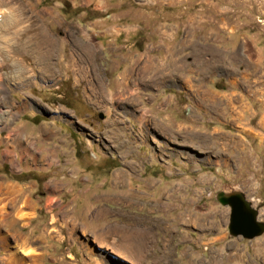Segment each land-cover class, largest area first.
<instances>
[{
    "label": "rangeland",
    "instance_id": "obj_1",
    "mask_svg": "<svg viewBox=\"0 0 264 264\" xmlns=\"http://www.w3.org/2000/svg\"><path fill=\"white\" fill-rule=\"evenodd\" d=\"M2 6L18 25L0 21V177L21 186L34 206L16 228L44 253L43 264H264V232L230 236L229 207L216 199L241 192L264 222V0ZM41 21L63 40L62 64L50 77L33 36ZM26 24L32 30L23 34ZM8 56L27 71L11 70ZM143 109L183 129L169 136L138 120ZM18 139L11 151L6 144ZM22 147L30 157H19ZM42 147L51 150L43 158ZM52 182L59 189L46 186ZM49 199L75 218L73 232L60 217L51 222L57 209ZM86 206L107 209L89 228ZM117 223L146 230L147 262L114 250ZM93 230L108 234L94 238ZM4 255L0 246V264Z\"/></svg>",
    "mask_w": 264,
    "mask_h": 264
},
{
    "label": "bare ground",
    "instance_id": "obj_2",
    "mask_svg": "<svg viewBox=\"0 0 264 264\" xmlns=\"http://www.w3.org/2000/svg\"><path fill=\"white\" fill-rule=\"evenodd\" d=\"M26 4L30 7L31 6L34 7V4L31 1H26ZM2 5H3V0H0V21L2 23H8V27L10 26L11 28L18 25L13 14L9 11L7 14V12H5L7 10L5 8H3ZM39 12H40V15H45V14L51 15V12L47 11V10H42ZM39 26H41V27H39ZM37 27H38V30L35 34H33V36L39 37L40 38L39 41L42 44V47H44V52L41 55V64H42V69L45 70L44 71L46 73L45 75L50 77L51 75L56 73L55 67L59 68L62 64V58H61L62 56L59 53V50H60V45L63 43V40H62V38H57L56 36H53V34H50L47 31V28L45 27V24L42 21H41V24L38 25ZM22 30H23V34H26V33L31 32L32 29L29 28V25L27 26V24H26L24 26V29H22ZM70 33H72V30ZM73 34H74V32H73ZM78 45L79 44L77 43V40H75V38H74L73 39L74 49L79 47ZM21 47L23 49H25L26 47H29V44L24 43ZM17 49H19V47ZM71 54H72V52H71ZM10 56H8V57H10ZM5 58L8 59L7 57H5ZM8 60L10 62L9 66L11 67V70H13L14 72L21 74V73H25L27 71V67L23 64L22 61L15 59V58H12V57H10ZM77 60H76V57H74V66H76V64L78 63ZM89 60H90V58H89ZM0 63L5 64V59L0 60ZM148 66H149V68H151L152 64L149 63V65H147V67ZM53 68H54V70H53ZM153 68L156 70V69H159L160 66L154 65ZM4 69H6V68L4 67ZM147 69L148 68H142V70L139 72V74H143L144 72H146ZM130 71H132V69L127 68V70H125L123 75L124 76L128 75ZM20 74H19V76H20ZM140 77H142V76H140ZM165 101H167V100H165ZM163 102H164V100H163ZM152 116L148 115V110L143 109L142 112H140V116L138 117V120L140 119V121H142V119H145L144 122L146 123V120L148 119V121H150V123L152 122L157 128H159V131L161 130L162 132H164L165 134H167L169 136H173L174 134L179 133L183 129V128L181 129L179 126L176 128L174 127V129H172V126H171L168 118L161 120L159 118H156V116H155V118ZM5 120H6V118H5ZM1 122H2V114L0 113V123ZM154 125H153V127H154ZM21 129L27 130L28 132L31 133V131L27 127H21ZM168 129L171 132L168 131ZM184 132L186 134L184 137V140L190 141L192 139L190 137L191 133L188 131V129H185ZM15 140L12 141V143L9 142L8 144H6L7 147H11V149H10L11 151L12 150L14 151V148H15L14 145L19 147L22 144L19 139L17 141H15ZM202 141L204 143H206L205 139H202ZM50 152H51V150L49 148H46V147L39 148V153H40L41 158L48 156ZM8 155H9V153H8ZM22 155H24V156L27 155L28 157H30L26 147H22L20 149V156L19 157L23 158ZM28 157L25 158L26 163L28 162L27 161ZM9 158H10V155H9ZM116 174L119 175V173H116ZM0 179H1V177H0ZM60 185L61 184L58 182H52V183L46 184V186H51L53 189L58 188ZM168 195H169V192H168ZM50 200L52 203L53 202L55 203L54 207L57 209L55 212L56 214L52 215V217H51L52 218L51 222L54 223L57 219L56 216H59L65 224L69 225L70 231L73 232L75 227H76L75 218L70 215L71 214L70 212L68 213V209L66 208V206L61 207L60 206L61 203H58L56 200L53 201L52 199H49L48 202H50ZM33 207L34 206H33L32 202L24 194L21 186L14 184V183H11L9 181H6L3 178L0 180V246L3 249V251H5L4 257L1 258L2 264H43L44 260H43V257L41 255H43L44 253L40 254L39 252H36L33 249H31L30 244L32 243V241H31L30 237L28 235H23L16 228V224L19 221L27 220L30 218V216L32 214L31 211H32ZM88 208L89 207L86 206L84 211L81 212L82 215H84L86 217L85 228L91 227V225H92L91 223L93 222V218L96 214H101L103 212L107 213L106 212L107 209L103 206L92 208L91 210H89ZM90 217H92V218H90ZM191 217H192L191 218L192 222H194L195 221L194 219L196 218V214H192ZM26 223H27V221H26ZM26 223L23 224V226L28 224V223L27 224ZM116 232L119 233L120 236H122L120 238L125 239V241L128 239L133 240V244L132 243H125V244L123 243L124 244L123 248L129 250L130 252L133 250L139 256L138 258H139L140 262L145 263L148 261L147 260L148 254L145 251V249H146L145 247L147 246V242H146V239L144 236L147 233L146 230L143 231L141 229V227H139V226L134 227L133 225L124 223L121 226L120 225L117 226ZM98 233L99 232L93 230L92 234H93L94 238H103L104 234L105 235L108 234V232H104V233L100 232V234H98ZM69 234H70V232H69ZM43 235H44V231L41 233V237H43ZM10 237L13 239L12 241L10 240ZM60 239H62V238L59 237L58 240H60ZM79 243L81 244L82 247L86 246V244H84L82 241H80ZM87 250L90 251V249H88V248H87ZM98 263H99L98 260L96 262H94L92 259H91V261L87 262V264H98Z\"/></svg>",
    "mask_w": 264,
    "mask_h": 264
},
{
    "label": "water",
    "instance_id": "obj_3",
    "mask_svg": "<svg viewBox=\"0 0 264 264\" xmlns=\"http://www.w3.org/2000/svg\"><path fill=\"white\" fill-rule=\"evenodd\" d=\"M102 118V115H99ZM216 199L229 207L228 232L230 236H242L246 239L259 236L264 232V222L257 219L256 208H253L245 195L238 191L220 192Z\"/></svg>",
    "mask_w": 264,
    "mask_h": 264
},
{
    "label": "crops",
    "instance_id": "obj_4",
    "mask_svg": "<svg viewBox=\"0 0 264 264\" xmlns=\"http://www.w3.org/2000/svg\"><path fill=\"white\" fill-rule=\"evenodd\" d=\"M117 173V172H116ZM120 176V175H119ZM124 198H126L128 201H130V202H132V200L130 199V198H128L127 196H125L124 195ZM104 206V205H103ZM106 207V206H105ZM34 208V207H33ZM108 208V207H107ZM109 209V208H108ZM57 217H59V216H57ZM119 224H121V223H117V226H119ZM126 224V223H125ZM121 225H123V224H121ZM120 225V226H121ZM115 232V231H114ZM41 233H42V231H41ZM116 233V235H118L119 237H122V236H120V234L119 233H117V232H115ZM40 238H41V234L40 235H38ZM30 237V236H29ZM31 239V238H30ZM120 240H121V244L120 245H118V248L117 247H113L114 248V250L116 251V252H120V253H126V252H128L129 250H127V249H120V248H123V245L125 244V243H132L133 244V240L132 239H128V240H126L125 241V239H123V238H120ZM132 242H131V241ZM32 241V240H31ZM124 241V242H123ZM124 243V244H123ZM32 244V243H31ZM31 244H30V248H31ZM32 249V248H31ZM35 251V250H34ZM133 251V250H132ZM130 252L132 255H136V253L133 251V252ZM37 252V251H36ZM41 253H43V252H41ZM124 256H125V254H124Z\"/></svg>",
    "mask_w": 264,
    "mask_h": 264
}]
</instances>
